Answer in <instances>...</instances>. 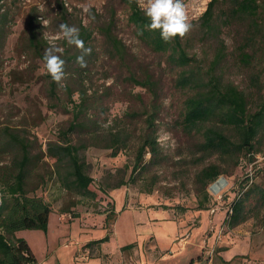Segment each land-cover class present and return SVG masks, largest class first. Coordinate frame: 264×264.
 Here are the masks:
<instances>
[{"label":"rangeland","instance_id":"1","mask_svg":"<svg viewBox=\"0 0 264 264\" xmlns=\"http://www.w3.org/2000/svg\"><path fill=\"white\" fill-rule=\"evenodd\" d=\"M209 1L184 0L193 28L181 42L204 72L222 41L225 57L215 73L244 90L254 109L259 92L251 78L260 73L263 62L259 54L248 66L238 60L237 47L242 43L246 21L233 18L226 24L224 15L229 0H217L212 28L204 27L201 16ZM86 6L90 13L84 11ZM4 8L10 19L1 57L0 128L12 127L34 144V152L40 146L44 152L47 142L57 140L59 132L69 125L72 101L79 103L82 92L86 103L81 117L96 122L95 132L101 138L108 137L110 130L112 134H127L128 138L115 157L111 149L102 147L104 141L84 151L93 179L90 189L96 194L94 199L63 189L53 174V160L43 155L27 189L29 196L42 197L51 207L47 231L15 233L29 245L35 264H264V206L258 192L246 197L243 222L233 228L223 225L238 180L259 169L262 173L254 178V183L264 188V127L256 139L258 153L254 163L245 156H240L236 164L202 153L200 134H186L181 126L184 101L194 88L179 87L177 80L182 69L173 65L167 54L152 51L138 39L127 21L128 7L120 0H6ZM31 11L39 20L49 22L43 32L55 34L59 24L67 23L78 28L81 24L92 33L85 43L92 49L85 57L86 68L76 63L79 49L66 41L57 42L64 48L66 78L65 86L58 87L55 100L47 91L44 64L32 52L21 53L19 37ZM109 22L112 34L123 44L119 51L110 46L102 32ZM132 75L150 78L154 94L135 86L129 80ZM152 112L158 154L152 164L131 175L136 149L148 131L146 114ZM165 136L167 139H161ZM82 138L86 140L87 135ZM72 140L75 143L77 137ZM11 160V151L0 155V194ZM145 160H149V154ZM210 164L219 166L223 173L218 179L224 178L226 185L212 192L210 186L214 182L210 184L205 209L199 210L204 192L197 179ZM120 182L124 185L119 189H110ZM111 206L116 214L111 221L114 236L102 242L101 248L100 244L86 246L106 236L105 216L101 212ZM124 246L129 247L122 250Z\"/></svg>","mask_w":264,"mask_h":264},{"label":"trees","instance_id":"2","mask_svg":"<svg viewBox=\"0 0 264 264\" xmlns=\"http://www.w3.org/2000/svg\"><path fill=\"white\" fill-rule=\"evenodd\" d=\"M120 1L128 7L127 21L134 27L138 39L152 51L167 54L169 61L182 69L177 85L181 88H194V93L185 99L181 112L183 131L186 134H200L199 148L206 155H215L219 159L227 158L236 164L240 156H245L249 162L254 163L258 153L255 147L256 139L259 131L264 127V0H229V8L224 15L226 24L231 23L233 18H242L246 21L242 43L237 47L239 62L248 66L258 54L263 62L260 73L251 78V83L257 85L259 92V101L254 109L249 106L244 90L232 82L223 81V77L215 73L225 57L226 48L222 41L209 68L203 72L195 64V58L187 54L181 38L164 42L159 31L147 29L148 21L135 0ZM5 2L6 0H0V69L4 44L9 33L7 24L10 13L4 8ZM216 2L217 0H210L201 16V24L208 29L212 28ZM111 25L112 23L109 22L103 26L102 32L110 46L119 51L123 44L112 34ZM44 28L46 27L41 25L38 15L31 11L19 37L21 53L32 52L43 64L44 49L48 47L47 42L42 39ZM79 29L80 38L85 44L91 39V30L81 24ZM44 70L47 91L51 100H55L58 85L45 68ZM129 80L135 86L154 94V84L150 78L141 79L132 75ZM67 90L71 101L69 88ZM79 98V103L72 101V120L69 125L59 132L57 140L47 142L44 152L41 146L38 152H34V144L25 135H19L12 127L3 125L0 128V155L8 151L12 152L9 171L2 180L4 190L0 194V264L36 263L29 245L23 239L17 238L15 233L20 230L47 231L51 207L42 197L29 196L27 189L43 155L53 160V174L57 176L63 189L81 198L94 199L96 194L90 189L93 179L88 173L84 151L87 147L96 146L104 141L102 147L111 149V155L115 157L126 146L127 134L119 132L112 134L110 130L108 137L101 138L98 132H95L93 125H96V122L91 118L81 117L86 103L82 92L79 93ZM152 103L154 104L155 100ZM154 113L146 114L148 131L142 136L136 149L131 175L140 173L148 164H152L158 154L159 144L154 129ZM83 135H87L86 140H83ZM73 136L77 137L75 143L72 140ZM147 154H149L148 161L145 160ZM254 170L236 183L237 191H234L223 219V225L227 224L229 228L244 221L245 218L242 216L244 201L250 193L258 192L261 205L264 206V188L254 183V178L262 171ZM222 173L217 164H210L200 171L197 181L204 192V201L200 202L199 210L205 209L204 205L209 199L207 187ZM43 180L42 175L41 184ZM122 185L123 182H120L110 189H119ZM101 214L105 216L104 227L107 229V234L99 240L88 242L86 246L106 242L112 234L111 221L116 215L114 206ZM129 246L121 249L124 250Z\"/></svg>","mask_w":264,"mask_h":264},{"label":"clouds","instance_id":"3","mask_svg":"<svg viewBox=\"0 0 264 264\" xmlns=\"http://www.w3.org/2000/svg\"><path fill=\"white\" fill-rule=\"evenodd\" d=\"M135 3L148 21L147 29L159 31L161 39L166 43L177 37L184 38L193 28L184 0H135ZM84 11L90 13L89 7L86 6ZM91 18L94 19V16ZM41 23L47 27L49 22L42 20ZM42 39L48 44L43 53V66L58 87L63 88L66 62L62 59L64 48L57 42L66 41L68 45L80 50L81 54L76 57V63L81 68L87 67L85 57L91 54L92 49L85 47L80 38V29L67 23L59 24L55 34L43 32ZM161 139H167V136Z\"/></svg>","mask_w":264,"mask_h":264},{"label":"water","instance_id":"4","mask_svg":"<svg viewBox=\"0 0 264 264\" xmlns=\"http://www.w3.org/2000/svg\"><path fill=\"white\" fill-rule=\"evenodd\" d=\"M217 185V186H216ZM226 185V180L224 178H219L218 180H216L211 186H210V190L212 192H216L218 191L220 188H222L223 186Z\"/></svg>","mask_w":264,"mask_h":264},{"label":"crops","instance_id":"5","mask_svg":"<svg viewBox=\"0 0 264 264\" xmlns=\"http://www.w3.org/2000/svg\"><path fill=\"white\" fill-rule=\"evenodd\" d=\"M113 224H114V223H113ZM111 229H112V234L110 235V238L114 236L113 225H112ZM99 248H101V244H100Z\"/></svg>","mask_w":264,"mask_h":264},{"label":"built area","instance_id":"6","mask_svg":"<svg viewBox=\"0 0 264 264\" xmlns=\"http://www.w3.org/2000/svg\"><path fill=\"white\" fill-rule=\"evenodd\" d=\"M211 213H213V210L211 211ZM220 234H221V230L219 229V231H218V233H217V238H219L220 237Z\"/></svg>","mask_w":264,"mask_h":264},{"label":"bare ground","instance_id":"7","mask_svg":"<svg viewBox=\"0 0 264 264\" xmlns=\"http://www.w3.org/2000/svg\"><path fill=\"white\" fill-rule=\"evenodd\" d=\"M217 186V185H216Z\"/></svg>","mask_w":264,"mask_h":264}]
</instances>
